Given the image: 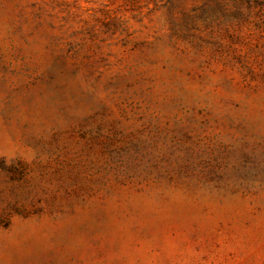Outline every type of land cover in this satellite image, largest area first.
Segmentation results:
<instances>
[{
  "label": "rangeland",
  "instance_id": "rangeland-1",
  "mask_svg": "<svg viewBox=\"0 0 264 264\" xmlns=\"http://www.w3.org/2000/svg\"><path fill=\"white\" fill-rule=\"evenodd\" d=\"M0 264H264V0H0Z\"/></svg>",
  "mask_w": 264,
  "mask_h": 264
}]
</instances>
